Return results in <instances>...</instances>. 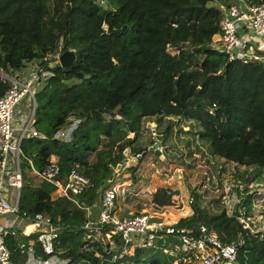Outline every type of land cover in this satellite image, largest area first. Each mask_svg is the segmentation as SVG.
<instances>
[{
    "label": "trees",
    "instance_id": "trees-1",
    "mask_svg": "<svg viewBox=\"0 0 264 264\" xmlns=\"http://www.w3.org/2000/svg\"><path fill=\"white\" fill-rule=\"evenodd\" d=\"M214 1L231 0H0V70L15 73L37 62L49 74L35 92L33 128L39 135L22 140L23 163L30 158L41 170L55 156L61 183L72 161L83 164L89 178L88 187L74 195L76 202L57 197L44 180L31 185L25 179L21 188L22 210L46 213L59 225L55 250L70 264H173L175 256L148 247L117 258L107 241L82 227L86 208L95 206L124 161L122 151L143 153V159L156 143L145 125L151 118L197 122L196 135L210 160L217 156L252 167L233 175L235 180L248 182L264 172V59H230L211 46L220 20ZM66 50L75 59L63 68L55 56ZM7 88L0 78V97ZM74 121L68 141L55 137ZM167 152L162 146L161 154ZM181 156L175 157L180 166ZM174 195L157 186L151 203L172 205ZM194 197L192 214L178 226L195 232L206 225L226 242L242 232L239 260L264 264V233L242 230L224 210L209 212ZM5 242L13 263L25 264L16 239ZM166 243L177 240L169 236Z\"/></svg>",
    "mask_w": 264,
    "mask_h": 264
},
{
    "label": "built area",
    "instance_id": "built-area-1",
    "mask_svg": "<svg viewBox=\"0 0 264 264\" xmlns=\"http://www.w3.org/2000/svg\"><path fill=\"white\" fill-rule=\"evenodd\" d=\"M218 8L219 32L213 36L211 46L227 54L230 59L244 62L264 59V0H231L229 3H219ZM256 38L260 40L257 44ZM176 51L172 50L173 53ZM59 55L55 56L57 61ZM10 74L12 72L0 70V78L8 82L7 90L0 97V264H14L5 242L8 236L14 237L17 247L25 251V264H70L69 258L60 257L55 250L59 225L46 213L30 214L19 206L21 188L26 178L22 165L29 166L31 174L37 177V184L42 180L47 181L55 187L54 194L57 197L74 202V195L88 187L89 178L84 172L83 164L77 161L71 162L65 183L57 179L59 165L55 156H51L41 170L35 169L30 158H25V164L20 162L23 156L22 140L27 136L39 135L33 128L36 85L49 74L42 68L30 73L17 71L13 73L15 76ZM23 97L29 101L30 111L23 125L18 128L15 112ZM25 117L26 115L23 118ZM77 123L78 121H74L60 129L55 137L68 141ZM130 154L129 148L122 151L126 159ZM122 163L126 164L124 161ZM122 163L116 167L117 174L111 175L110 183L116 180L119 169L124 167ZM246 170L251 171L252 167ZM244 171H235L229 177H222L223 172H220L218 176L223 182L221 202L226 206L225 214L232 217V203L238 200L242 218L235 219L242 230L257 233L262 228L256 223L249 224L247 220L251 212L264 219V182L258 180L259 176L253 175H250L251 180L248 182L235 180L233 175ZM121 190L118 186L107 187L97 218L91 219L90 208H86L88 218L82 225L84 229L107 241L109 248L117 252V258L132 255L136 247H148L175 256L173 264L180 261L186 264H246L238 258L239 248L245 244L242 232H238L233 241L226 242L206 225H200L194 232L178 226L179 219L152 220L159 216V212H165L167 206L159 208V211H151L152 213L143 209L134 214L120 215L117 200ZM194 201L195 197L190 194L187 199L190 214L193 212L191 205ZM27 227L31 228L26 230ZM30 235H35V238L28 237ZM169 236L175 238L179 246L176 243H166Z\"/></svg>",
    "mask_w": 264,
    "mask_h": 264
},
{
    "label": "rangeland",
    "instance_id": "rangeland-1",
    "mask_svg": "<svg viewBox=\"0 0 264 264\" xmlns=\"http://www.w3.org/2000/svg\"><path fill=\"white\" fill-rule=\"evenodd\" d=\"M101 4L105 5L104 2H101ZM210 5L218 7L219 2H211ZM259 42L260 40L256 38L255 44ZM51 64L53 63L51 62ZM38 66L37 62L29 63L23 71L30 73L39 69ZM10 75L15 76L13 73ZM41 85H43L42 81L36 85V90ZM29 111V101L26 97H23L17 104L15 112V122L18 128L23 125ZM25 115L26 117L23 118ZM145 125L152 131L151 139L156 137L154 139L158 144L156 148L161 152L162 146H164L168 152L157 155L154 147L153 151H149L143 159L141 158L142 160L140 159V165L134 171H132V167L122 163L124 167L119 169L118 176H115L116 180L110 183L111 186H118L122 189L119 191L117 200L119 212L130 215L143 209L150 212L159 211L161 207H156L151 203L152 193L157 186L167 187L169 190L177 192V195L173 196L174 199L176 198L175 203L167 205V210L159 212V216L154 217L152 220L161 218L175 220L188 216L190 214L188 212L190 206L187 203V199L190 194L196 196V200L201 205L209 208V212L214 214L222 212L226 206L221 202L220 196L223 194V182L219 180L218 175L223 172L222 177H229L235 171L241 172L249 168L233 164L217 156L212 157L210 160L204 148V141L196 135V132L200 130V125L197 122L179 117H155L151 118ZM168 128H170L169 134L162 136ZM177 155H182V166L177 165L175 158ZM131 157H134V155L130 154L127 159L129 160ZM23 161L22 157L20 162ZM29 169L28 165H22V170L26 175L25 179L29 178L31 180L29 183L36 185L38 182L36 180L37 177L31 174L32 172ZM178 170H181V172ZM115 171L116 168L114 169V175L117 174ZM258 176V180L264 182V172H260ZM102 195L103 193H101L95 206L90 208L91 211H99ZM248 217L247 221L249 224L256 223L262 228L261 232H264L263 218H259L253 212L248 214ZM176 246H179V244L176 243Z\"/></svg>",
    "mask_w": 264,
    "mask_h": 264
},
{
    "label": "water",
    "instance_id": "water-1",
    "mask_svg": "<svg viewBox=\"0 0 264 264\" xmlns=\"http://www.w3.org/2000/svg\"><path fill=\"white\" fill-rule=\"evenodd\" d=\"M74 59H75V52L73 50H66L58 56V62L60 66L63 68L68 67L74 61ZM157 145H158L157 143H154L151 147H149V151H153L157 147ZM154 151L155 154L157 155L161 153L158 148H156ZM142 155L143 153L131 157L129 160L125 158L124 162L128 165V167H133L142 158ZM239 204L240 202L238 200H234L231 206L230 215L236 219L242 218V213L239 210Z\"/></svg>",
    "mask_w": 264,
    "mask_h": 264
},
{
    "label": "crops",
    "instance_id": "crops-1",
    "mask_svg": "<svg viewBox=\"0 0 264 264\" xmlns=\"http://www.w3.org/2000/svg\"><path fill=\"white\" fill-rule=\"evenodd\" d=\"M129 190H130V189H129ZM90 211H91V209H90ZM94 211H95V210H94ZM94 211H91V212H90V215H89L90 218L93 219V220L96 219V218H97V215H98V212H94ZM118 214H120V215H126V214H124V213H122V212H118ZM30 228H31V227H30ZM30 228H29V229H30ZM29 229H28V230H29ZM26 230H27V229H26Z\"/></svg>",
    "mask_w": 264,
    "mask_h": 264
},
{
    "label": "bare ground",
    "instance_id": "bare-ground-1",
    "mask_svg": "<svg viewBox=\"0 0 264 264\" xmlns=\"http://www.w3.org/2000/svg\"><path fill=\"white\" fill-rule=\"evenodd\" d=\"M30 227H27V230L29 229Z\"/></svg>",
    "mask_w": 264,
    "mask_h": 264
}]
</instances>
